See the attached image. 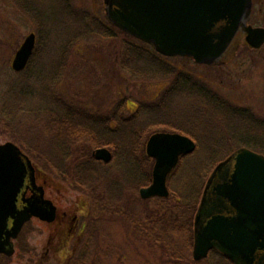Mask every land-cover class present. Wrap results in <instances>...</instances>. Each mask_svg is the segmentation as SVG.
<instances>
[{
  "label": "rangeland",
  "instance_id": "obj_1",
  "mask_svg": "<svg viewBox=\"0 0 264 264\" xmlns=\"http://www.w3.org/2000/svg\"><path fill=\"white\" fill-rule=\"evenodd\" d=\"M33 1L44 10L47 16H51V25H47L51 28L42 33L43 42L34 71L41 74L42 81H47L45 79L56 75L57 95L64 100L103 117L108 113L111 115L118 103L123 98H127L128 109L133 111L127 112L129 115L136 112L142 101L149 102L157 99L169 85L168 79L159 77L141 79L142 77L136 76L134 78L122 70L120 53L125 38H130L121 32H117L116 36L110 39L102 38L94 33L79 36L64 57L63 52L65 51L62 46L65 41L77 34L84 24L75 21L78 17L74 15L60 14L62 6L59 0ZM69 1L74 6V11L87 10L105 19L104 0ZM15 3V0H0V95L10 86V78L15 76L12 62L26 36L35 32L37 42L39 39L38 23ZM51 4L56 7H52ZM249 23L254 26H264V0H253ZM164 57L176 68L204 78L224 97L235 104L250 108L256 116L264 119V45L255 49L246 42L245 34H240L227 52L224 61L216 65L199 64L193 59L181 56ZM62 59L65 60V65L60 68ZM181 98L191 97L187 94ZM199 98L198 96L196 99ZM186 104V102L182 103L184 106ZM25 118L27 119H22L23 122L19 124L10 125L0 117V143L8 141L16 143L31 158L40 184H46L44 188L46 198L52 200L61 212L66 210L69 217L78 214L80 222L71 233L67 226H57L55 219L49 222L32 217L25 223L14 240V254L11 256L1 254V262L3 264H65L72 255L73 247L81 239H87L91 245L96 243L102 245L104 253L100 264H158L162 259H166L162 252L154 247L150 248L148 243L140 242L133 233L139 219L146 218L148 211L155 209L154 202L140 201L142 198L140 189L136 190L137 185L133 184V189L124 195L125 201L121 199L124 207L122 219L120 217L110 218L106 209L100 217L97 214L94 215L95 213L92 214L94 200L90 193L76 184V180L69 173L65 172L67 175L61 173L59 165L62 161L51 151L52 141L47 138V124L39 121L36 115H26ZM192 120L196 121L197 118H192ZM234 124L237 125L238 122ZM111 125L115 127V122L112 121ZM254 127L259 129H251V132L257 133L264 141V126L254 125ZM204 141L201 148L206 149L212 144L210 140ZM145 144L146 150L147 142ZM29 145L31 150H34V155L24 150L28 149ZM132 147L127 144L126 147L121 148L118 159L116 158L115 161H113L114 152L113 159L109 163L96 159L105 163L104 165L108 164L106 166H111L105 168L110 169L112 177L118 183L122 181L126 187L129 179L127 177L123 180L122 175L133 169L132 165L126 162L127 151ZM135 147L137 150L138 146L135 145ZM94 150L95 148L92 149V155ZM197 152L195 150L186 155L183 168L180 169L170 186L180 194L186 193L185 187L190 175L193 171L196 173L200 167V159L204 158L202 151ZM193 164L194 167H192ZM146 165L145 170L153 173L154 164ZM104 176L106 179V172ZM207 180L208 178L206 182ZM107 194L105 189L100 192L104 200ZM198 196L200 197V194ZM198 196L195 197L198 198ZM104 200L102 202H109V200ZM111 253L113 255L109 256ZM196 261L197 264L226 263V260H223L217 253L213 254V259L210 261L207 259Z\"/></svg>",
  "mask_w": 264,
  "mask_h": 264
},
{
  "label": "trees",
  "instance_id": "obj_2",
  "mask_svg": "<svg viewBox=\"0 0 264 264\" xmlns=\"http://www.w3.org/2000/svg\"><path fill=\"white\" fill-rule=\"evenodd\" d=\"M59 1L62 6L60 14L74 15L78 17L75 21L84 24L77 34L65 41L62 46L64 57L79 36L94 33L110 39L114 38L117 32H121L130 38H125L120 53L122 70L134 78L159 77L168 79L170 83L157 99L142 101L136 112L129 115L127 112L133 111L128 109L127 98L118 103L111 115L108 113L103 117L92 113L91 110L74 106L57 95L56 75L42 81L41 74L34 71L43 42L42 33L51 28V16H47L33 0H15V4L38 23L39 39L27 67L23 71H15L12 68L15 76L10 78V86L0 95L1 119L12 125L23 122L27 119L26 115H36L39 121L45 122L47 138L52 141L51 151L62 161L59 165L61 173H69L76 180V184L90 193L94 200L92 214L95 213L94 215L99 217L106 209L110 218L122 219V202L126 199L124 195L133 189V184L137 185V190L151 183L152 173L149 170L147 172L145 168L146 164L153 165L154 160L147 155L144 147L150 134L156 131H172L194 138L197 142L196 152L202 151L204 158L200 159V167L196 173L193 171L190 175L185 187L186 193L180 194L171 189L169 198H141L143 203L154 202L155 209L148 211L146 218L139 219L133 233L140 242L148 243L150 248L154 247L163 253L166 259H162L160 264H197L193 257L192 225L198 200L195 196L203 190L215 165L237 148L251 147L264 153V141L260 139L261 136L251 132V129H259L254 125L264 126V119L256 116L250 108L235 104L224 97L204 78L176 68L152 45L142 43L106 18L103 20L87 10L76 12L69 0ZM64 62L62 59L60 68L65 65ZM187 94H190L191 98H181ZM198 96L200 98L196 99ZM184 102L187 103L185 106L182 105ZM192 118L197 120L193 121ZM112 121L115 122V127H112ZM234 122L238 124L235 125ZM204 140H210L212 143L206 149L200 147ZM127 144L133 146L127 151L126 160L133 169L122 175L123 180L127 177L129 179L126 187L122 181L118 183L112 177L110 169L105 168L111 166H106L108 164L104 165L105 163L93 157L92 149H112L115 161L121 148ZM135 145L138 146L137 150ZM32 146L36 148L35 145ZM31 149L29 145L28 149L24 150L34 155V150ZM185 157L181 158L177 170L169 177V186L183 168ZM103 189L108 192L105 197V200H109L108 203L102 202L104 198L100 196V192ZM193 202L194 204H191ZM72 250V255L65 264H100L104 253L100 243L91 245L87 239H81ZM213 254L206 259L212 260ZM112 255L111 253L109 256ZM220 256L226 260L225 264H232L222 254Z\"/></svg>",
  "mask_w": 264,
  "mask_h": 264
},
{
  "label": "water",
  "instance_id": "obj_3",
  "mask_svg": "<svg viewBox=\"0 0 264 264\" xmlns=\"http://www.w3.org/2000/svg\"><path fill=\"white\" fill-rule=\"evenodd\" d=\"M104 4L112 24L167 57L220 64L239 34H245L255 49L264 45V26L249 23L253 0H104ZM36 43L35 32L26 36L12 62L15 71L27 67ZM196 148L194 139L179 132L152 134L147 153L155 160L153 181L140 189L141 197H169V174ZM93 155L106 163L113 159L107 147L95 149ZM29 187L32 194L27 196ZM226 200L236 209L233 217L221 214ZM56 214L55 204L37 184L31 158L12 141L0 143V255L14 254V240L32 217L51 222ZM204 217L208 222L203 223ZM194 239L196 260L215 248L234 264H264V154L241 147L217 164L203 191Z\"/></svg>",
  "mask_w": 264,
  "mask_h": 264
},
{
  "label": "flooded vegetation",
  "instance_id": "obj_4",
  "mask_svg": "<svg viewBox=\"0 0 264 264\" xmlns=\"http://www.w3.org/2000/svg\"><path fill=\"white\" fill-rule=\"evenodd\" d=\"M181 160V159H180ZM180 160H179V163L177 164V166L173 169V171L170 173V175L168 176V187H169V177L177 170V168H178V166H179V164H180ZM46 181V180H45ZM37 184L38 185H43L44 186V188H45V183H43V184H40V182H39V178L37 177ZM150 184V183H149ZM32 194V189H31V187H29L28 189H27V196H30ZM202 197H203V191H202V193H200V197L198 196V200H197V202H198V205H197V207L199 208V205H200V203H201V200H202ZM214 201H216V200H214ZM225 203V205H226V207L222 210V212H221V214L223 215V216H225V217H233L235 214H236V209L233 207V206H231V204L229 203V201H227L226 200V202H224ZM198 208H196V211H195V213H194V215H193V245H194V233H195V220H196V217H197V212H198ZM215 214H219V213H215ZM77 215V216H76ZM208 220H209V217H204L203 218V223H206V222H208ZM55 223L57 224V226H62V227H64L63 225H65V226H67V228L69 229V230H71L70 232L72 233V231H74L75 230V228H77L78 226H79V216H78V214H75L74 216H72V217H69V215H68V213L66 212V210L65 211H63V212H61L60 210H59V208L57 207V214H56V217H55ZM66 222V223H65ZM70 233V234H71ZM212 253H217L218 255H220V254H222L224 257H225V255L220 251V250H218V249H215V248H213V249H211L210 251H209V254L207 255V257L210 255V254H212ZM262 254V251H258V255H261ZM206 257V258H207ZM206 258H204V259H206ZM228 261H230L232 264H234V262H232L229 258H227V257H225Z\"/></svg>",
  "mask_w": 264,
  "mask_h": 264
}]
</instances>
